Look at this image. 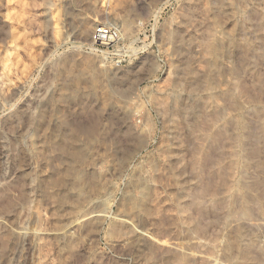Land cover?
Here are the masks:
<instances>
[{
    "label": "rangeland",
    "instance_id": "rangeland-1",
    "mask_svg": "<svg viewBox=\"0 0 264 264\" xmlns=\"http://www.w3.org/2000/svg\"><path fill=\"white\" fill-rule=\"evenodd\" d=\"M261 52L264 0H0V264H264Z\"/></svg>",
    "mask_w": 264,
    "mask_h": 264
},
{
    "label": "bare ground",
    "instance_id": "bare-ground-1",
    "mask_svg": "<svg viewBox=\"0 0 264 264\" xmlns=\"http://www.w3.org/2000/svg\"><path fill=\"white\" fill-rule=\"evenodd\" d=\"M220 43V42H219ZM222 46V45H221ZM221 46H220V44H218V43H215V44H213V45H211L210 47H209V54H211V55H220L221 54ZM260 55L261 56H264V52H261L260 53ZM233 90V89H232ZM232 90H228V94H233L234 95V93H232V92H234V91H232ZM225 93V92H224ZM230 95V96H231ZM227 98V97H226ZM232 99V98H231ZM230 100V99H229ZM234 101V100H233ZM236 102V101H235ZM239 104V103H238ZM258 109V108H257ZM244 117V116H243ZM254 117H256V116H254ZM261 117V116H260ZM254 119V118H253ZM257 128L259 129V139H260V142H261V145H262V147H263V149H264V117L262 118H259V116L257 115ZM238 123V125H239V128H240V130H241V132H244L246 129H248L249 128V125H248V123L245 121V120H241V121H238L237 122ZM252 123H253V121H252ZM251 124V123H250ZM254 126V125H253ZM252 127V126H251ZM253 128V127H252ZM253 129H255V128H253ZM252 129V130H253ZM247 131V130H246ZM254 131V130H253ZM256 140V139H255ZM243 141V140H242ZM241 149V148H240ZM259 151H260V148H258V147H254V148H251V150H250V155L251 156H255L256 154H258L259 153ZM234 155H235V153H234ZM235 157V156H234ZM251 163H254V164H256V167H259V168H261V167H263V164L261 163V162H258L257 161V163H255L253 160H252V158H250L249 156H247V160H246V162H245V166L246 165H248V164H251ZM249 168V167H248ZM243 170V169H242ZM241 170V171H242ZM259 196V195H258ZM257 203V202H256ZM254 205H255V203H254ZM257 205V204H256ZM252 207V206H251ZM251 207H248L247 205H246V203H244V202H242L241 201V204H240V209L238 210V211H236L235 213H234V215H235V217H236V219L238 220V224L240 225V224H243V223H246V221H248L249 219V216H250V211H251ZM258 209V208H257ZM38 210V209H37ZM35 211V217L36 218H38V219H40L41 218V214H40V212L39 211ZM264 211V210H263ZM261 212V211H260ZM252 214V213H251ZM43 219V218H42ZM256 226V225H255ZM123 234V233H122ZM236 241H237V243L238 244H242V247H243V250H241L242 252H240V253H242L241 255L243 256V257H246V256H248V254H249V252H250V250H251V248L253 247V246H255L254 245V242H255V240H245L244 239V236H243V234L241 233V231L238 229V231H237V233H236ZM257 246V245H256ZM255 246V247H256ZM252 250H253V248H252ZM252 253V252H251ZM264 260V259H263Z\"/></svg>",
    "mask_w": 264,
    "mask_h": 264
},
{
    "label": "built area",
    "instance_id": "built-area-1",
    "mask_svg": "<svg viewBox=\"0 0 264 264\" xmlns=\"http://www.w3.org/2000/svg\"><path fill=\"white\" fill-rule=\"evenodd\" d=\"M95 34H96L95 37L100 38L101 35L99 32H96Z\"/></svg>",
    "mask_w": 264,
    "mask_h": 264
}]
</instances>
